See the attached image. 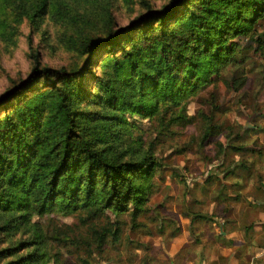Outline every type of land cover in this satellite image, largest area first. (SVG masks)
Returning a JSON list of instances; mask_svg holds the SVG:
<instances>
[{
    "label": "trees",
    "instance_id": "trees-1",
    "mask_svg": "<svg viewBox=\"0 0 264 264\" xmlns=\"http://www.w3.org/2000/svg\"><path fill=\"white\" fill-rule=\"evenodd\" d=\"M141 2L144 10L126 25H116L108 15L103 37L79 40L75 49L83 63L77 69L42 64L28 36L32 66L25 77L0 94L2 230L19 229L33 217L51 213L83 211L97 217L111 210L129 213L134 220L147 210L152 193L148 181L156 165L152 153L121 160L108 145L114 138L113 129L102 123V129L88 131L80 123L89 124L96 118L123 126L129 114L150 118L162 112L165 100L177 104L187 90L210 82L213 75L219 78L222 66L247 60L251 51L264 54V0H197L191 4L190 0H169L157 8L146 0ZM49 3L34 0L30 10L22 9L32 30L47 13ZM132 30H138V35L128 44L122 43ZM103 48L110 53L100 62L102 72L97 73L94 56ZM172 75L177 91L162 95L161 84ZM232 80L238 87L245 81L244 77ZM37 84L45 91L8 110L7 105ZM90 84L98 87L94 99L112 109L113 115L95 117L78 107L83 87ZM227 128L234 127L230 124ZM214 133L209 127L203 139ZM94 134L98 135L94 138ZM229 134L224 135L226 140ZM241 136V132L235 133V138ZM227 142L226 149L243 148ZM99 143L107 145L99 147ZM111 235L113 240L117 238L116 233ZM96 240V251L101 252L105 231ZM29 246L33 249L9 264H64L49 254L38 232L5 252Z\"/></svg>",
    "mask_w": 264,
    "mask_h": 264
},
{
    "label": "rangeland",
    "instance_id": "rangeland-1",
    "mask_svg": "<svg viewBox=\"0 0 264 264\" xmlns=\"http://www.w3.org/2000/svg\"><path fill=\"white\" fill-rule=\"evenodd\" d=\"M146 1L157 8L169 0ZM196 1L190 0L189 3ZM33 4L34 0H0V94L25 77L32 66L29 35L42 64L77 69L83 63V57L75 49L80 39L86 36L103 37L108 15L113 17L116 25L122 26L144 10L141 0H50L47 13L32 30L22 9L30 10ZM56 8L59 13L54 14ZM169 23L171 25L173 20ZM138 32L132 30L128 37L121 39L122 43L128 44L129 39ZM109 53L106 48L96 52L94 58L97 63L94 65L97 73L102 72L100 62H104ZM242 77L245 81L238 87L237 81L232 79ZM175 79V75H172L167 83L162 82V95L169 96L177 91ZM211 79L208 83L200 82L195 89L187 90L177 104L165 100L161 104L162 112L150 118L129 114L123 126L111 125L107 120L98 121L96 118L89 124L80 123L88 131L94 127L102 129V123L108 125L106 129H113L111 133L114 138L108 145L112 153L120 155L121 160L152 153L156 165L148 179L153 187L145 212L134 220L129 213L115 214L111 210L97 217L83 211L72 215L51 213L33 217L29 224L16 230L0 228V264L19 260L27 250L33 249V246H29L28 249L20 250L21 247L5 252V249L16 247L19 242L31 240L36 232L40 234L49 254L64 264H82L84 261L90 264H144L152 249L145 245L150 229L158 234L159 222L165 225V220L168 223L169 218L175 217L181 205L187 206L189 203L186 199L190 192L202 193L201 183L204 180L214 182L217 177H213L216 174L220 177L225 171L223 169L231 159V156L223 159L226 156L224 152L230 150L225 147L227 141H233L231 143L235 147H243L238 150L239 156L246 161L250 159L251 165H256L254 171H257L256 156L248 151L258 147L264 149V143L255 139L256 135L264 136V54L251 51L247 60L222 66L219 78L213 75ZM45 89L40 84L35 85L7 105L8 110ZM97 92L98 87L85 85L83 96L77 101L78 107L94 113L95 117L98 114L113 115L112 109L94 99ZM244 123L253 128H243ZM230 124L234 128L228 131ZM209 127L215 133L203 139ZM228 132L230 138L226 140L224 135ZM239 132L246 141L243 144L237 142L234 136ZM106 145L98 144L99 147ZM232 152L236 153L234 150ZM212 173L215 175L212 176ZM2 223L0 219V227ZM103 231L106 244L101 252H97L99 242L96 236ZM112 233L117 234L115 240Z\"/></svg>",
    "mask_w": 264,
    "mask_h": 264
},
{
    "label": "crops",
    "instance_id": "crops-1",
    "mask_svg": "<svg viewBox=\"0 0 264 264\" xmlns=\"http://www.w3.org/2000/svg\"><path fill=\"white\" fill-rule=\"evenodd\" d=\"M256 138L264 143V136ZM248 153L256 156L257 171L239 151L224 152L223 159H231L220 177L204 180L202 193L190 192L189 204L165 225L159 222L158 234L150 229L144 264H264V149Z\"/></svg>",
    "mask_w": 264,
    "mask_h": 264
}]
</instances>
